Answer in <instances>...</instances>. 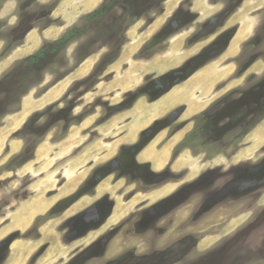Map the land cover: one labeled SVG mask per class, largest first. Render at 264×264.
<instances>
[{"label": "rangeland", "instance_id": "rangeland-1", "mask_svg": "<svg viewBox=\"0 0 264 264\" xmlns=\"http://www.w3.org/2000/svg\"><path fill=\"white\" fill-rule=\"evenodd\" d=\"M83 1L0 0V133L7 131L0 151V244L4 245L0 250V264H64L76 246L86 245L102 233L67 245L63 241L67 220L91 202L83 200L64 213L57 223L54 217L58 210L54 205L64 201L58 207L61 210L58 212L62 213L68 207L65 200L69 198L65 197L64 188L73 183L72 194L96 167L117 155L119 147L115 142L121 138L123 126L131 121L127 118L123 122V115L134 113L136 109L148 111L150 106L154 108L155 103L158 104L157 111H164L175 103L174 89L185 82H195L203 76L198 82L201 85L189 87L193 92L191 105L179 104L157 118L159 121L172 111L184 109L179 121L150 141L141 153V159L154 161L157 168L174 161V171L189 170V182L209 167L222 163L225 169L229 167L230 161L223 157L212 164L202 163L201 159L206 154L196 147L204 139L205 135L201 134L207 133L205 128L200 129L201 122L196 119L204 113L209 114L222 103H226L221 109L229 117L225 123L228 125L235 118V124L241 131L220 132V140L234 141V145L220 148L218 152L226 155L237 153L234 163L264 157V150H261L264 147V0H127L125 4L133 13L131 20L120 24L122 29L125 27L123 44L118 45V39L105 34L119 23L125 8V5H119L70 42L55 61L41 60L42 71L27 88L24 87L25 93L19 90L14 98L9 97L8 91L20 78L3 79L17 69L20 60L59 39L68 30L83 28L84 17L107 0H95L89 9L83 8ZM230 8L227 19L211 27V37L190 46L191 34L201 33L204 23L209 24L212 17H218ZM172 20L178 22V29L171 26ZM156 21L159 24L153 28ZM114 31L120 34L118 28ZM239 31L241 36L234 42L233 38ZM220 34L224 41L219 49L227 43L228 47L230 44L234 47L233 50L225 54L226 44L222 54L211 56L210 60L207 56L196 61L200 50ZM91 38L98 41L78 53ZM178 38L181 44L173 53L171 49ZM114 46L118 59L105 66L103 57ZM88 52L90 55L81 60ZM158 59L166 70L160 73L138 70ZM192 59L195 65L188 68V78L180 77L179 82L185 81L155 102L151 103L146 95L137 93L138 89L145 91L146 84L155 91L149 79L160 76L172 80L170 73L181 69L184 62ZM178 61L182 63L180 66L168 70L169 62ZM153 93L158 95L160 92ZM61 110L63 112L59 113ZM192 110L194 114H191ZM248 111L251 112L250 118L247 117ZM194 129L198 137L192 136ZM32 132L37 134V139L33 138L36 139L33 159L19 167H11V163L20 162L14 161L15 156L30 141ZM141 134L138 133L136 141ZM93 149L96 150L93 152ZM88 155L90 157L87 158ZM73 162L76 165L71 168ZM53 197L58 200L43 215L27 220V210L33 208L36 201L47 202ZM223 215L220 211V216ZM246 216L231 221L226 232L237 229ZM117 218L115 215L113 221ZM15 223L22 224L24 230L10 232L8 228ZM251 240L252 251H249V261L244 264H264V226L251 235ZM207 241L202 248L214 240ZM258 247L262 249L261 256L255 252Z\"/></svg>", "mask_w": 264, "mask_h": 264}, {"label": "flooded vegetation", "instance_id": "flooded-vegetation-1", "mask_svg": "<svg viewBox=\"0 0 264 264\" xmlns=\"http://www.w3.org/2000/svg\"><path fill=\"white\" fill-rule=\"evenodd\" d=\"M229 10L231 8L212 17L209 24L204 23L200 38H196L199 34H191L190 46L211 37V27L222 24ZM171 26L179 28L176 20L171 21ZM222 38L223 35H218L201 49L196 61L222 54L227 44L219 49L224 41ZM194 65L192 59L184 62L181 69L172 71L174 81L160 76L149 79L155 91L160 92L158 95L147 82V89H138L137 93L146 95L153 103L185 81L188 68ZM180 77L185 80L179 82ZM225 104H218L209 114L204 113L196 119L201 122L200 129L205 128L207 132L201 134L205 135L204 139L196 147L206 154L202 163L212 164L223 157L230 161L226 169L223 163L217 164L198 173L189 182V170L174 171V161L157 168L154 161L141 159V153L150 141L181 119L184 109H178L165 119L153 122L134 144L120 146L115 157L96 167L65 200L68 207L62 213L58 212H61L58 207L65 202L58 201L54 205L58 210L55 222L83 200L91 202L67 220L63 239L67 245L83 242L102 232L86 245L76 246L64 264H244L249 261L251 235L264 226V157L234 163L237 153L218 152L220 148L234 145V141L220 140V132L241 131L235 118L228 125L225 123L229 121L221 109ZM175 115L177 118L172 121ZM250 115L248 111L247 117ZM192 132V136H197L195 129ZM115 215L118 218L113 221ZM245 215L246 219L237 225V229L226 232L231 221ZM207 240L214 241L202 248ZM3 247L1 243L0 250ZM255 252L259 256L263 253L259 247Z\"/></svg>", "mask_w": 264, "mask_h": 264}, {"label": "trees", "instance_id": "trees-1", "mask_svg": "<svg viewBox=\"0 0 264 264\" xmlns=\"http://www.w3.org/2000/svg\"><path fill=\"white\" fill-rule=\"evenodd\" d=\"M126 1L127 0L105 1L100 7L93 10L84 17L85 26L83 28H72L68 30L59 39L53 41L52 43L45 44L36 53L24 58L23 60H20L17 69L12 70V72L9 73L8 77L3 79L7 80L12 76H17L20 78V80L16 84H14L12 88L8 91L9 97L14 98L18 93L17 91L19 90H24L23 93H25L24 87L27 88V86L32 83L42 71L43 66L40 65L41 60L46 59L48 61H55L58 55L63 52V50L67 47L70 42L86 33L93 24H95L98 20L104 18L110 12V10L119 5H125L124 12L119 18V23L114 24L112 26L114 28L108 29L107 33L105 34H109L113 37V39H118V45L123 44L122 36L124 34L125 27H123L122 29L120 24H126L129 20H131V16L133 13V11L125 4ZM115 28H118L120 30V34H117V32L114 31ZM98 34L100 33L98 32ZM96 37L98 38V35H96ZM97 41L98 39L91 38L89 41H87V43H84L81 46L78 53L81 54L84 49L87 50L93 43H96ZM89 55L90 52L84 55L81 60H85ZM117 59V50L114 46L113 50L110 53L104 55L102 63L107 66L115 62ZM16 73L18 74L15 75ZM237 132L238 131H236V133ZM30 135L32 136L30 141L27 142L25 148L21 151V153L15 156L14 161L20 160V162L16 163L13 161L14 163L10 164L11 167H19L33 159L32 152L35 145V140L37 139V134L32 132L30 133ZM34 137H36V139L33 140Z\"/></svg>", "mask_w": 264, "mask_h": 264}, {"label": "bare ground", "instance_id": "bare-ground-1", "mask_svg": "<svg viewBox=\"0 0 264 264\" xmlns=\"http://www.w3.org/2000/svg\"><path fill=\"white\" fill-rule=\"evenodd\" d=\"M100 1V0H98ZM95 3V0H84L83 1V8L84 9H89V7ZM98 3V2H97ZM96 3V4H97ZM81 6V7H82ZM87 12V11H86ZM159 24V22H155L154 25H153V28L157 27ZM241 36V31H239L237 33V35L233 38V41L236 42ZM174 42V41H173ZM181 39L178 38V40H175V42L173 43V46H172V49L171 51L174 53V51L178 50L179 49V45L181 44ZM134 47V46H133ZM234 47L231 46V48H229V50H233ZM131 49L133 50L132 46H131ZM228 50V51H229ZM127 51V50H126ZM128 52V51H127ZM126 52V53H127ZM188 54V53H187ZM195 55V54H193ZM171 56V55H170ZM180 57V56H179ZM164 58V57H163ZM190 58V57H189ZM188 59V58H187ZM186 60V59H185ZM181 61H178V62H169V66L168 67V70L172 69L173 67L177 66L180 64ZM184 62V60H183ZM182 64V63H181ZM180 64V65H181ZM179 65V66H180ZM172 67V68H171ZM1 69V68H0ZM167 69V68H166ZM165 67H162V64H161V59H158L156 61H154L150 66H146V67H139L138 70H140L141 72H152V73H160L162 72L163 70H166ZM174 69V68H173ZM167 73V71H165ZM127 74V73H126ZM134 74V73H133ZM125 76V75H124ZM123 76V77H124ZM132 76V75H131ZM129 77V75H128ZM203 76L199 78V80H202ZM129 80V79H127ZM188 81V82H185V84L183 86H180V87H177L174 89V94L176 96H174L175 98H179V99H175L173 96L172 98H174V101L175 103L174 104H171L169 107H167L164 111H157V108L156 106L158 104L155 103L154 105V108H152V106H150L149 110H141V109H136L134 113H129V114H125L121 117V119H131V121L124 125L123 128L121 129V132L120 133H123L121 138H119L118 141H116L115 143L118 144V145H121V144H133L135 143L136 141V137L138 136V133L140 132H143L145 129H147L149 127V125L151 124V122H155L157 120V118H159L160 116L164 115V114H167L170 110H172L174 107L178 106L179 104H186V103H191V100H193L191 97L192 95V91L189 90V87H196L197 85H201V84H198V82L200 81ZM197 82V83H196ZM122 83V82H121ZM130 83V82H129ZM196 83V84H195ZM211 83V82H210ZM111 85V84H110ZM109 85V86H110ZM206 85H208L206 83ZM107 87V86H106ZM116 87V86H114ZM193 87V88H194ZM129 90V89H128ZM118 91V90H117ZM124 91V90H123ZM192 92V93H191ZM194 103V102H193ZM191 105V104H190ZM194 109H197L195 106H194ZM193 109V110H194ZM192 110V113L191 114H194ZM199 111V108L197 109ZM122 115V114H121ZM189 115V114H188ZM195 116V115H194ZM163 119L162 117L160 118V120ZM117 120H120V119H117ZM158 121V120H157ZM124 122V120H123ZM111 127V126H110ZM106 128V127H105ZM117 128V127H116ZM101 130V129H100ZM103 130V129H102ZM109 130V129H108ZM115 130V128L113 129V131ZM102 133V132H101ZM105 133V132H104ZM119 133V134H120ZM7 134V131L4 133H0V151L2 149V147L4 146V141H5V135ZM103 136V134H101ZM96 148V147H95ZM111 148V147H110ZM154 148V147H153ZM94 150L96 149H93V152ZM97 150H98V147H97ZM103 150V149H102ZM106 150V149H105ZM92 151V150H90ZM99 151V150H98ZM151 151V150H150ZM149 152V151H148ZM152 152V151H151ZM112 153V152H111ZM108 155V154H107ZM165 156V155H164ZM90 157L89 155L87 156V158ZM81 162V161H80ZM83 163V162H82ZM76 165V163H72L71 164V168H73V166ZM162 166V165H161ZM75 168V167H74ZM71 170V169H70ZM73 176V175H72ZM70 180V179H69ZM68 180V181H69ZM74 180V179H72ZM76 180V179H75ZM73 183H69L67 187L64 188L63 192L65 193V197L66 196H69L71 194V191L73 190L72 188V185ZM75 187V186H74ZM63 193V194H64ZM58 200V198H51L50 200H48L47 202H42V201H39L36 203H34V206L33 208H31L30 210H27V220L29 219H32L36 216H40V215H43L49 208L51 205H53L56 201ZM33 202V201H32ZM25 221V220H24ZM25 224V223H23ZM8 230L11 232H16V231H21L24 230V226H22V224H13V226L9 227Z\"/></svg>", "mask_w": 264, "mask_h": 264}, {"label": "crops", "instance_id": "crops-1", "mask_svg": "<svg viewBox=\"0 0 264 264\" xmlns=\"http://www.w3.org/2000/svg\"><path fill=\"white\" fill-rule=\"evenodd\" d=\"M44 31H45V30H44ZM44 31H43V33H44ZM43 33H42V34H43ZM230 46H231V44H230ZM230 46L227 47V50H226L225 54L228 52ZM221 56H222V55H221ZM126 124H128V123H126ZM126 124H125V125H126ZM133 144H134V143H133ZM122 145H129V144H121V145H118V147H120V146H122ZM131 145H132V144H131Z\"/></svg>", "mask_w": 264, "mask_h": 264}, {"label": "water", "instance_id": "water-1", "mask_svg": "<svg viewBox=\"0 0 264 264\" xmlns=\"http://www.w3.org/2000/svg\"><path fill=\"white\" fill-rule=\"evenodd\" d=\"M176 118H177V115H175V116H172L171 120H172V121H175V120H176Z\"/></svg>", "mask_w": 264, "mask_h": 264}]
</instances>
